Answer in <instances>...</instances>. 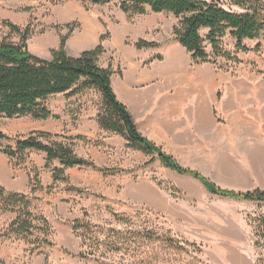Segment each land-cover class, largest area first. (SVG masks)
I'll use <instances>...</instances> for the list:
<instances>
[{"label": "rangeland", "instance_id": "374dc122", "mask_svg": "<svg viewBox=\"0 0 264 264\" xmlns=\"http://www.w3.org/2000/svg\"><path fill=\"white\" fill-rule=\"evenodd\" d=\"M260 1L264 5V0ZM220 3L224 9L238 12L227 2ZM4 21L21 29L29 26L31 35L27 48L32 55L45 60H50L51 50L58 48L59 37L67 34L66 25L74 28L69 40L74 37L77 38L75 43H78L87 33L85 28L94 23L102 37V42L99 40L101 46L104 44L110 50L122 43L135 47L139 41L157 45L174 41L172 28L178 23L170 14L128 16L119 10L117 0L103 6H93L81 0H0V42L15 44L19 41L18 37L2 24ZM201 35L205 37L206 30H202ZM233 44L229 36L223 39L224 48L234 53ZM254 45L255 42L245 43L250 50ZM260 46L258 53H238L241 64L226 65L223 60H218L212 66L217 74H231L232 77L246 73L264 74V34ZM85 92L70 99L64 95L48 99L47 105L55 116L50 119L59 124L62 122L65 128L50 134L61 137L57 141H61L62 137L77 138L70 133L82 123L79 114L90 117L99 112V94L93 90ZM43 122L29 117L1 119L0 133L8 139L0 140V149L14 148L15 138L37 132V126ZM122 140L124 148L120 149L114 142L115 146L107 147V150L114 151V155L106 158L94 155L95 151L104 152L105 146L103 148L100 139L87 140L89 144H82L83 150L89 149L95 158L93 160L87 153L84 159L92 160L99 169L110 171L74 168L68 175L65 174L66 181L53 183L51 174L50 185L41 183L46 168L38 154L28 153L16 161L0 153V188L13 178L16 188L21 190L15 193L34 198L29 210L34 217L42 216L48 221L51 227L48 240L52 243V246L29 252L33 246L30 243L42 234L34 233L26 241L10 239L7 244L18 243L20 250L0 252V264H100L104 259H108L106 262L109 264H255L262 258L264 251L254 245L253 226L256 219L264 216V203L212 195L199 181L168 172L156 159L150 165L146 164L150 159L146 163L136 162L130 176H127L124 164L131 155L126 148V138ZM219 144L213 147L216 156L224 152L222 141ZM80 148V145L76 146V152L82 153ZM213 156V152L197 155L193 161L185 158L180 163L219 189L249 192L246 190L256 187L243 183L247 178L237 175L239 170L232 167V162L231 167L225 170L224 163L212 160ZM102 163L109 167H102ZM9 168L18 174L22 172L23 177L9 172ZM35 181L39 182L41 190L31 194ZM49 186H52L51 190H48ZM259 187L264 189V185ZM73 188L80 192L73 191ZM4 216L5 212L0 210V223ZM75 220L88 221L105 230L122 233L144 230L146 238L147 234L150 236L149 240L136 241L128 252L111 251L108 245H97L86 237L84 258H81V238L72 231ZM6 227H0V236L7 234ZM3 240L0 241V248Z\"/></svg>", "mask_w": 264, "mask_h": 264}, {"label": "trees", "instance_id": "16d2710c", "mask_svg": "<svg viewBox=\"0 0 264 264\" xmlns=\"http://www.w3.org/2000/svg\"><path fill=\"white\" fill-rule=\"evenodd\" d=\"M93 6H103L111 0H81ZM220 2H227L237 11L226 10ZM119 10L128 16H143L152 14H170L178 20L173 26V39L190 55L194 64L216 65L218 60L223 63L241 64L237 54L250 51H260V41L264 34V5L260 0H117ZM10 32L18 37V43L0 42V120L19 119L29 117L35 121H46L55 118L47 105L48 99L57 95H64L70 99L93 90L99 94L101 105L96 115L99 129L109 134L126 138V148L150 157L146 163L152 164L157 159L160 164L180 176H189L199 181L212 195L245 202L264 203V191L235 192L216 187L199 173L180 166L171 155L162 151L153 142L142 136L127 110L117 100L111 86L113 72L110 68L99 66V57L103 54L101 44L93 50L84 51L77 57L67 54L66 43L74 31L72 25H66L67 34L59 37L58 48L51 50L50 60L32 55L27 48V41L31 35V28L20 27L8 22H2ZM206 30L205 37L201 31ZM229 36L234 44V53L226 50L223 39ZM102 42V37L100 38ZM244 41H258L251 50ZM158 45L153 42L139 41L135 48L154 49ZM161 60V57L155 58ZM61 138L43 132H32L27 137L15 138L14 148L0 149L12 160L18 161L26 151L44 153L45 168L52 172L53 183L66 181L65 170L71 168L91 169L107 172L110 169H99L90 159L78 157L74 153L73 141L87 142L83 137ZM8 139L0 133V140ZM47 140L49 143H44ZM58 161L60 167H53ZM52 166V167H51ZM31 194L41 190L39 182L35 181ZM49 186L48 190H51ZM73 191L80 192L73 188ZM34 200V198H31ZM31 199L21 193H7L0 188V203L2 212L15 214L8 225L7 238L28 240L33 234L29 252H36L43 246H52L48 240L51 227L48 221L40 216L34 217L29 207ZM254 245L264 251V216L254 221ZM72 231L81 238L80 257L84 258L85 241L93 240L97 245H108L109 250L128 252L139 240H149V234L144 230L122 233L115 230H105L104 227L94 225L88 221L75 220ZM3 234V236H5ZM149 235V236H148ZM134 241V242H133ZM255 264H264V254ZM108 260V259H106ZM102 260L100 264H109ZM122 264V263H118Z\"/></svg>", "mask_w": 264, "mask_h": 264}, {"label": "crops", "instance_id": "0c3cea01", "mask_svg": "<svg viewBox=\"0 0 264 264\" xmlns=\"http://www.w3.org/2000/svg\"><path fill=\"white\" fill-rule=\"evenodd\" d=\"M85 30L89 31L86 42L78 44L75 43L77 38L68 39L66 51L69 56L77 57L100 44V32L94 23ZM250 42L258 44V41H244L243 44ZM102 47L105 53L99 57L98 64L113 72L112 90L117 100L127 108L142 136L174 157L183 168H188L180 163L185 158L193 161L197 155L213 152L212 160L222 161L225 170L231 167L232 162V167L239 170L237 175L247 178L243 183L256 186L246 191L258 188L264 190L259 187L264 185V74L246 73L233 77L231 74H217L211 64H194L186 50L175 41L158 45L154 49L138 50L124 43L116 44L110 50L104 44ZM157 57H161V60L155 59ZM96 115L97 112L90 117L84 113L79 114L82 123L70 135L88 141L100 139L103 148L105 146L104 152L95 151L94 155L97 158L111 157L114 151L107 150V147L113 146L115 142L117 147L123 149L125 142L123 137L99 129ZM52 120L44 121L37 126L36 131L52 134L65 129L62 122L59 124ZM221 141L224 152L216 156L213 147L220 145ZM83 143L73 141L74 153L80 158H86L88 153L95 160L89 149L83 150ZM78 145L82 153L76 152ZM28 153L38 154L41 163L45 165L44 153L31 150L26 151ZM128 153L131 157L124 167L127 171L125 175L130 176L136 162L146 163L150 158L137 151L129 150ZM52 166L60 167L58 161H54ZM102 167L109 166L102 163ZM72 169H66L65 174L68 175ZM9 170L15 172L11 168ZM15 174L23 177L22 172L18 174L16 171ZM51 174L50 169L43 170L41 183L50 185L53 180ZM12 179L7 182L9 184L4 183L1 187L7 193L21 192ZM14 217L15 214L5 212L0 227H8ZM1 239H4V243L0 252L20 250L18 243L7 244L8 240L14 238L1 235Z\"/></svg>", "mask_w": 264, "mask_h": 264}, {"label": "bare ground", "instance_id": "6f19581e", "mask_svg": "<svg viewBox=\"0 0 264 264\" xmlns=\"http://www.w3.org/2000/svg\"><path fill=\"white\" fill-rule=\"evenodd\" d=\"M88 34H89V31H87V33L85 34V36L83 38H81V40L78 41V43L79 44H82V43L86 42L87 41V38L89 36Z\"/></svg>", "mask_w": 264, "mask_h": 264}]
</instances>
